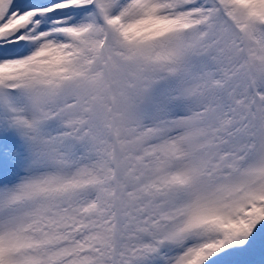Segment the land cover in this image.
Here are the masks:
<instances>
[{
  "label": "snow or ice",
  "instance_id": "6c2138e0",
  "mask_svg": "<svg viewBox=\"0 0 264 264\" xmlns=\"http://www.w3.org/2000/svg\"><path fill=\"white\" fill-rule=\"evenodd\" d=\"M220 4L250 29L264 24V6ZM217 10L210 0H0V170L24 169L0 183V264H163L165 244L185 233L167 219L179 190L238 173L253 179L230 204L195 207L226 226H206L216 238L171 264H264V160L248 172L245 165L248 152L264 149V96L170 97L187 103L169 110L160 102L150 125L136 119L120 156L113 150L105 164L95 152L85 162L63 147L66 138L88 142L83 121L65 117L61 137L40 133L51 111L42 102H55L109 36L163 79L181 30ZM150 90H141L142 102Z\"/></svg>",
  "mask_w": 264,
  "mask_h": 264
},
{
  "label": "rangeland",
  "instance_id": "374dc122",
  "mask_svg": "<svg viewBox=\"0 0 264 264\" xmlns=\"http://www.w3.org/2000/svg\"><path fill=\"white\" fill-rule=\"evenodd\" d=\"M233 4L264 6V0H233ZM210 6L218 9L211 21L193 17V22L181 30L176 42L177 57L165 69L163 79L157 65L133 56L109 36L98 53H90L83 59L82 75L67 83L55 102H42L46 110L51 111L49 118L40 125L41 135L61 137L67 131L65 117L78 123L83 121L87 123L88 142L78 143L66 138L63 147L76 159L84 155L85 162H91L95 152L99 162L105 164L113 150L110 132L115 131L113 145L119 157L122 142L131 139L129 129L136 119L150 125L149 114L155 112L160 102H165L169 110L175 104L183 106L187 103L183 99L168 102L170 97L198 96L205 91L209 95L231 96L234 100H259L264 96V25L257 23L254 28H248L242 18L230 8L226 7V10L220 0H210ZM165 27L160 25L156 30ZM239 34L241 42L238 43L243 52H247V57H240L239 46H236ZM20 51H26V47ZM248 58L251 65L246 62ZM148 84H151V90L142 102L141 90ZM26 114L32 115L31 105H26ZM77 147L80 152L75 151ZM262 160L264 149L258 144L256 149L247 153L246 172L258 168ZM23 174L24 169L19 164L12 170H0V183L14 182ZM252 179L251 175L238 173L228 181L201 182L180 189L181 195L174 201V209L167 219L184 228L185 233L179 240L165 244L169 255L163 264H171L173 257L182 254L181 250L190 253L215 239V233L205 231L206 226H226L227 221L218 215L197 214L195 207L198 203L230 204ZM212 264L220 262L213 260Z\"/></svg>",
  "mask_w": 264,
  "mask_h": 264
},
{
  "label": "trees",
  "instance_id": "16d2710c",
  "mask_svg": "<svg viewBox=\"0 0 264 264\" xmlns=\"http://www.w3.org/2000/svg\"><path fill=\"white\" fill-rule=\"evenodd\" d=\"M225 9H226V7H225ZM227 10V9H226ZM228 12V11H227ZM237 23H240V22H238V21H236ZM244 23V22H243ZM243 23H240V24H243ZM259 24H261V23H259L258 22V25ZM264 25V24H263ZM255 34V33H254ZM247 35H248V33H247ZM248 37V36H247ZM247 40H248V38H247ZM238 42H241V34H239L238 35V37H237V39L235 40V43H236V46H239V49H240V51H239V54H240V57H247V52H243V50L240 48V43H238ZM221 55H224L223 53H221ZM249 65H251V60H250V58H248V61H246ZM108 121H109V119H108ZM114 138H115V131L114 130H112L111 132H110V136H109V140H111V142H112V149L113 150H115V154H116V156H117V149L114 147ZM113 150H112V152H113Z\"/></svg>",
  "mask_w": 264,
  "mask_h": 264
}]
</instances>
